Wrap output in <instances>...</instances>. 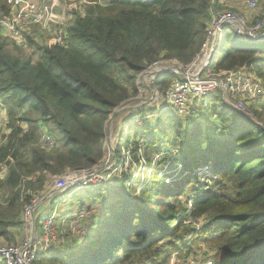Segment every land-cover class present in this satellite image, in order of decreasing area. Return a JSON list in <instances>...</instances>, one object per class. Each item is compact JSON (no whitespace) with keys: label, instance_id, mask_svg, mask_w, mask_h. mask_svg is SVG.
<instances>
[{"label":"trees","instance_id":"16d2710c","mask_svg":"<svg viewBox=\"0 0 264 264\" xmlns=\"http://www.w3.org/2000/svg\"><path fill=\"white\" fill-rule=\"evenodd\" d=\"M81 1L82 14L57 28L61 42L37 47L33 62L0 44V102L8 122L0 143V172L7 169L0 175L5 242L22 229L23 209L44 190L45 174L97 166L107 152L103 125L135 96L136 76L160 58L190 63L210 20L211 0ZM9 11L0 0V19ZM222 48L217 69L246 66L264 86V41L257 48L238 40ZM218 101L210 100L195 122L164 114L134 125L131 140L123 131L124 144L133 143L129 156L150 165L151 174L121 176L91 217L92 236L87 230L78 244L34 264H169L173 254L183 259L178 264H264V98L254 110L261 126L228 106L222 110ZM47 124L55 143L50 150L38 145ZM133 138L143 139L142 146ZM113 151L120 159L119 144ZM152 155L163 156L154 167ZM23 182L39 186L21 199ZM199 249L207 253L198 256Z\"/></svg>","mask_w":264,"mask_h":264},{"label":"built area","instance_id":"2783aa9c","mask_svg":"<svg viewBox=\"0 0 264 264\" xmlns=\"http://www.w3.org/2000/svg\"><path fill=\"white\" fill-rule=\"evenodd\" d=\"M7 2L10 11L7 17L0 19L1 36L7 37L18 48L27 46L32 28L50 30L53 25L60 23L56 20L55 2L50 0H7ZM242 2L247 12L253 13L257 11L260 0H242ZM209 15L210 20L206 24L203 41L190 63L182 64L175 58H160L136 76V94L139 92L140 98L133 97L132 99L135 98V100L131 99L130 102L129 99L127 104L124 103L116 111V113L131 112L133 117L129 124L141 125L155 121L151 119L150 112L143 114V111L147 112L153 106L158 109L156 119L165 114L184 122H195L198 118L197 114L208 107L210 100L220 99L251 122L262 125L254 113L264 98V86L260 79L246 66L231 70L217 69L216 52L222 47L225 36L229 34L242 44L263 42L264 13L245 20L232 11L212 8ZM56 42H61L58 36ZM159 82L166 84L160 88ZM150 89L151 99L142 100V93ZM158 98H160V105L155 104ZM2 110L3 105L0 102V111ZM7 123L6 118L2 125L5 127ZM126 126L129 127L128 124ZM262 127L264 130V126ZM39 143L46 150L55 147L52 136L44 131L41 132ZM142 143L143 139H140L139 147ZM107 151L109 153L106 154H110L109 158H106L105 154L104 159L97 166L91 169L67 171L55 177L54 179L57 178L55 181L47 183L45 189L24 207L22 221L23 218L26 219L32 215L34 218L35 212L36 214L39 212V207L43 203L42 198L50 197L54 191L60 193L68 191V194H74L78 189H95L117 179L120 173H115L112 167L118 162H115L116 159L108 147ZM130 151L131 149L127 152L122 150V159L128 156ZM39 199L41 203L38 202ZM60 201L59 199L58 202ZM83 207L66 216L62 215L60 208H51L53 212L48 210L40 222L39 240L29 239L26 235V238L20 239L19 242L1 246L0 264H34L38 256L50 255L51 252L62 248L63 241L58 234L59 231L71 232L75 240H83L87 232L86 222L93 216L89 213L88 207ZM94 212L95 210L93 214ZM54 227L57 238L53 234Z\"/></svg>","mask_w":264,"mask_h":264},{"label":"rangeland","instance_id":"374dc122","mask_svg":"<svg viewBox=\"0 0 264 264\" xmlns=\"http://www.w3.org/2000/svg\"><path fill=\"white\" fill-rule=\"evenodd\" d=\"M50 1L55 2L56 20L60 21L59 24L53 25L50 28V30H41L38 28H32L31 34L29 36V42H28L27 46L24 48H18L7 37L4 38L3 36H2L3 37L2 40H0V44H3V45H5L6 48L10 49L13 55L17 54L18 56L23 57V58L30 57L32 62H33V60H35V58H36V53L38 50L37 47H44V46L56 43L57 28L58 27L59 28H62V27L66 28V26H68L71 23V21L73 20L75 13H80V11L82 10L80 13V14H82L84 2L81 0H50ZM234 13L238 14L239 12L235 11ZM0 33H1V31H0ZM1 35H2V33H1ZM232 36H233L232 34H229V42L230 41L235 42L237 40L236 38L234 39ZM229 42L227 41V42L223 43L222 47L229 44ZM261 43H263V42H260L259 44H261ZM259 44L256 43V44H244V45L245 46L255 45L257 48L259 46ZM222 47L218 49V52H216L217 58H220L221 50H223ZM261 55H264V54H261ZM129 85H131V84H129ZM133 97L140 98V93L137 92V94ZM133 97L130 98L129 102L132 100H135V98L132 99ZM150 99H151V89L146 90L145 92L142 93V100L149 101ZM218 103L220 105V108H222V110L225 106H227V104L225 102H223V100L218 101ZM155 104L160 105V98H158L155 101ZM149 112L152 114L151 119L156 120L158 109L153 106V107H151V109H149L147 112H145V114L149 113ZM130 114H131V112L130 113H127V112L117 113L114 117L112 116V118H110V119L108 118L109 120L106 121L105 124L103 125V132L105 135L103 144H104V147H106V149L108 147L109 151L113 150L112 148L117 146V144H119L121 151L123 150L124 152H127L129 149L132 150L133 143L124 144L125 140H121L122 135L124 133L123 131L129 133V140H131L132 137H134L133 132L135 130V127H133V126L135 125V123L131 127H127V126L125 127V124H122L127 118L130 117ZM6 116H7V110L3 106V110L0 111V143H2L4 135H5V133H4L5 127L2 125V122L4 119H6ZM216 116L219 117L218 115H216ZM260 116H261L260 117L261 122H264V114L261 113ZM260 120H258L259 123H260ZM214 124H216V123H214ZM128 125H129V122H128ZM21 126L24 129H26L24 124H22ZM218 129L223 130L222 128H218ZM51 131H52L51 124L45 125L44 132L53 136L51 134L52 133ZM221 135H222V131H220V136ZM223 135H226V134H223ZM218 136H219V133H218ZM133 141L138 143L140 140L138 138H136ZM38 145H40L39 141H38ZM169 147H167V149H169ZM139 155H140V157H142L143 149H140ZM109 156H110V154H106V158H109ZM152 157H153V167H154L158 162H160V160L162 159L163 156L162 155H157V156L152 155ZM114 158H115V156H114ZM116 158H117V160L115 162H118V163H116L117 165H114L112 168H113V170H115V173H120V176L121 175L122 176L127 175L126 177H130L131 180L132 179L134 180L137 177L144 178V177H147L151 174V171H152L151 166L150 165L145 166L143 160H141V159L137 162L133 159L132 156L130 157L129 155L126 156L125 158H123L124 160L122 159V157L120 159H118V157H116ZM6 174H7V169L5 167H3L1 172H0V175L4 178ZM55 177H57V175L52 176V175L45 174V180L47 179L46 182L48 181L47 183H50L53 180L55 181L57 179V178L54 179ZM119 177H117V179H115L111 183H106L105 186L102 185L101 187H97L95 189H90V188H88L86 190L78 189L77 191H75L74 194H68L69 193L68 191L62 192V193H60L58 191H54L50 197L44 196L42 198V200H43V203H45L47 200L52 201L51 203L53 204V207L60 208L61 210L63 209V206H66L67 208H72V209H75L74 211H76L79 208H81L80 207V201H78L77 199H79L81 196H84L83 194H85L86 195L84 197L85 206L83 208L88 207L89 213L91 215H93V210L100 212V210H102L103 206L105 204H107L105 201L107 199V193L112 191V188H111L112 186H115L120 182V181L118 182ZM130 178H128V179H130ZM129 184L130 183L127 182V180H126L125 188L128 187ZM38 186H39L38 183L34 184L32 187H27L26 182L21 183L22 188H21L19 196L21 197V199H23V198H25V195L34 194L37 191ZM193 187H194V185H193ZM44 189H45V187H44ZM98 193L99 194L103 193L102 194L103 198H96L95 196ZM184 196L186 198H188V195H184ZM69 198H70V200H69ZM59 199L61 200L60 201L61 203L58 202ZM94 200H96V202H94ZM67 201H70V202L67 203ZM38 202L41 203L42 201L39 199ZM57 202H58V204L55 206V204ZM16 203H17V205L21 204V200H17ZM53 207L49 208V210L51 212H53L51 210V208H53ZM36 217H38V216L36 215V212H35L34 218H33V215L28 216V218H26V219L23 218V221H22V222H24L23 227H22L23 229H20L17 232V234L14 235L15 238L13 241L8 240L5 242V240L3 241V239H0V247L1 246H8V245L14 244L16 242H19L20 239L23 240L24 238H26V235H28L27 237L29 239L38 241L39 240V234L41 232V228H40L41 225L38 222L35 223ZM33 219H34V223H33ZM93 223L94 222L91 219L86 222V228H87V230L90 231V236H92V233L94 231V229H93L94 224ZM190 223H192V222L191 221L185 222V226L190 224ZM195 225L192 224V226H195ZM72 226H73V224H72ZM200 226H201V224L195 226V228H199ZM54 229H55V227L53 228V234L57 238V235L55 234L56 229L55 230ZM58 234H60L59 236H62L63 242H64V240H71V242H73L75 240L74 235L71 232L62 233L61 231H59ZM76 234L77 233H75V235ZM88 235H89V233H88ZM59 241L61 242V240H59ZM56 252H61L60 248ZM203 252L207 253V250L206 249H199L196 251L198 256H201V254ZM192 256L193 255H190V258H189L190 259L189 261L191 263H192V260H191ZM182 260L183 259L179 258L177 256V254H173L170 257L169 264H178Z\"/></svg>","mask_w":264,"mask_h":264},{"label":"crops","instance_id":"0c3cea01","mask_svg":"<svg viewBox=\"0 0 264 264\" xmlns=\"http://www.w3.org/2000/svg\"><path fill=\"white\" fill-rule=\"evenodd\" d=\"M217 1L218 2L215 3V0H211L210 10L213 8L214 10H229L232 12L236 11V12H239L237 15L240 16L241 18L245 19V20H247L248 18H255L257 15H261L264 13V0H260L257 11L253 12V13L247 12V10L244 8L242 0H217ZM4 38H5V36H4ZM145 112L146 111H143V114H145ZM132 117H133V114H130V117L127 118V121L129 122L132 119ZM148 123L152 124L153 121H149ZM47 182H46V184H47ZM52 206H53V204L50 203L49 201L43 203L39 207V212L36 214L38 217H36L35 223L36 222L40 223L42 218L48 213L49 208ZM74 210L75 209L67 208L66 206H63V209L61 211H62V215L66 216V215L72 213ZM77 244H78V241H77ZM79 244H80V242H79ZM69 245H72L71 240H64V242H62V244H61V247H62V249H64V248H68Z\"/></svg>","mask_w":264,"mask_h":264},{"label":"water","instance_id":"95a60500","mask_svg":"<svg viewBox=\"0 0 264 264\" xmlns=\"http://www.w3.org/2000/svg\"><path fill=\"white\" fill-rule=\"evenodd\" d=\"M110 152L113 154L114 153V151L113 150H110Z\"/></svg>","mask_w":264,"mask_h":264}]
</instances>
